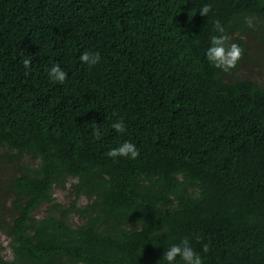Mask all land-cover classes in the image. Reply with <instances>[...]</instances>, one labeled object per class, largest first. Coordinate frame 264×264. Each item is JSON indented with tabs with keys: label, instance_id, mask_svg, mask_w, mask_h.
Segmentation results:
<instances>
[{
	"label": "trees",
	"instance_id": "trees-1",
	"mask_svg": "<svg viewBox=\"0 0 264 264\" xmlns=\"http://www.w3.org/2000/svg\"><path fill=\"white\" fill-rule=\"evenodd\" d=\"M263 66L264 0H0V264H166L184 237L202 264H264ZM125 141L135 159L107 156Z\"/></svg>",
	"mask_w": 264,
	"mask_h": 264
},
{
	"label": "clouds",
	"instance_id": "clouds-1",
	"mask_svg": "<svg viewBox=\"0 0 264 264\" xmlns=\"http://www.w3.org/2000/svg\"><path fill=\"white\" fill-rule=\"evenodd\" d=\"M210 11V6H204L200 9V14L206 16ZM216 31L219 35H213L211 37L210 46L206 50V59L209 63L219 69L227 71L230 68L236 66L242 55V49L235 43L226 47L228 37L224 35V28L219 22L216 23ZM80 61L94 66L101 60L99 52H85L80 55ZM31 61L24 60V68L27 71L30 68ZM49 79L53 82L63 84L67 79V73L59 66V64H53V66L47 70ZM112 128L117 133H124L126 125L122 119L112 123ZM99 135V133L97 134ZM139 155V151L135 144L130 141H125L116 148H112L107 152V156L111 158L126 157L135 159ZM203 251H208V245L203 246ZM177 258L182 264H202V257L193 248L188 237H184L179 243L171 244L166 251H164L162 259L166 264H176Z\"/></svg>",
	"mask_w": 264,
	"mask_h": 264
},
{
	"label": "rangeland",
	"instance_id": "rangeland-1",
	"mask_svg": "<svg viewBox=\"0 0 264 264\" xmlns=\"http://www.w3.org/2000/svg\"><path fill=\"white\" fill-rule=\"evenodd\" d=\"M251 49L254 51L256 50V47H255V43L252 44V47ZM255 67L252 68V70L250 71V73L254 74L253 77L254 78H257L261 83L264 84V66L257 69ZM257 70V71H256ZM68 194V191L67 190H56L55 192V197L57 199V201H60V202H69L70 201V198L69 196L67 195ZM44 211L45 209L42 208L39 210V212L37 213V215L39 217L43 216L44 215ZM76 221H78V218H74ZM0 242L1 244L4 246L0 251V253L6 257V258H10L11 256V250L9 248H7V244H8V241H7V238L6 237H1L0 239Z\"/></svg>",
	"mask_w": 264,
	"mask_h": 264
}]
</instances>
